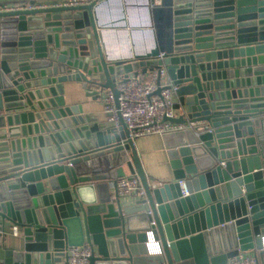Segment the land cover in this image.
I'll return each instance as SVG.
<instances>
[{
    "label": "water",
    "instance_id": "95a60500",
    "mask_svg": "<svg viewBox=\"0 0 264 264\" xmlns=\"http://www.w3.org/2000/svg\"><path fill=\"white\" fill-rule=\"evenodd\" d=\"M136 1L157 38L116 54ZM151 1L0 11V264H69L86 242L87 264H228L264 245V0ZM164 68L183 110L166 119L188 127L163 134L173 179L153 187L121 114L84 113L64 83L119 106L118 83ZM135 174L146 194L125 205L117 181Z\"/></svg>",
    "mask_w": 264,
    "mask_h": 264
},
{
    "label": "built area",
    "instance_id": "2783aa9c",
    "mask_svg": "<svg viewBox=\"0 0 264 264\" xmlns=\"http://www.w3.org/2000/svg\"><path fill=\"white\" fill-rule=\"evenodd\" d=\"M162 0H152L151 6L161 4ZM88 0H65L57 5H82ZM47 5H30L29 7H46ZM22 9L0 4V11ZM119 106L116 104L112 90H106L101 99L104 103L108 119L113 124H118L121 114L125 124L130 130V136L136 139L150 134H165L184 130L188 127L185 123H175L166 118L176 117L174 112L173 95L177 93V86L168 79L166 68L150 71L148 78L143 80L140 76H133L126 82L118 83ZM160 90V91H159ZM159 91V92H158ZM162 181L152 182L155 187ZM117 190L120 196L137 195L145 196L146 192L140 177L135 174L131 177H122L117 181ZM186 187L183 188V196L188 195ZM12 233L17 236L19 227L13 226ZM149 251L154 254H163L160 241L149 239L147 242ZM264 249V245L262 248ZM257 249L256 254H248L239 250V254L229 259L228 264H262ZM92 255V247L87 242L82 246H71L67 250L66 262L69 264H87Z\"/></svg>",
    "mask_w": 264,
    "mask_h": 264
},
{
    "label": "crops",
    "instance_id": "0c3cea01",
    "mask_svg": "<svg viewBox=\"0 0 264 264\" xmlns=\"http://www.w3.org/2000/svg\"><path fill=\"white\" fill-rule=\"evenodd\" d=\"M64 1L65 0H0V4H7L16 8H24L29 7L31 3H34L35 5L53 6L64 3ZM130 7L132 8V15L139 25L129 26L127 28H115L111 31L113 40H111L110 46L116 54H127L129 48H131L133 52H135L136 49H147L152 45L153 38H157L158 28L155 17L153 16L152 18V28L147 24L148 19L145 1H136L135 4ZM111 11L113 14L116 13L114 7ZM122 29H126L127 33L125 34ZM123 37H127L129 42H121L120 40ZM149 73V69L146 73L141 70L139 76L143 80H146ZM131 77H133V74H131ZM64 89L65 97L69 104L78 103L82 107L84 113L98 118L99 120H104L106 118L104 103L102 102L101 97L95 99L91 96H87L81 83L66 82L64 83ZM173 101L174 112L176 117H178L183 113L178 93L173 95ZM134 140L146 175L157 181H171L173 179V173L169 163L163 135L150 134L138 137ZM126 170L128 171L127 167ZM45 182H47V180H45ZM138 198L140 197L137 195L121 196V200L125 205L133 204ZM8 232L10 237L7 246L22 249L23 239L21 236V228L19 227V234L17 236L12 233V227L8 228ZM256 250L257 248H254L245 252L248 254H256ZM65 262L66 261L63 260L62 263Z\"/></svg>",
    "mask_w": 264,
    "mask_h": 264
}]
</instances>
